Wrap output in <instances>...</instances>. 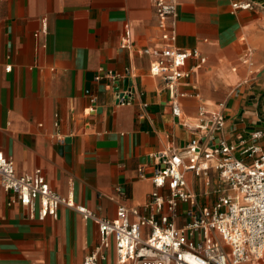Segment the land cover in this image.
Instances as JSON below:
<instances>
[{
    "label": "crops",
    "instance_id": "crops-1",
    "mask_svg": "<svg viewBox=\"0 0 264 264\" xmlns=\"http://www.w3.org/2000/svg\"><path fill=\"white\" fill-rule=\"evenodd\" d=\"M154 1L0 0V151L18 174L40 168L55 192L106 218L119 205L142 207L155 189L168 194L152 183L155 156L171 149L184 156L204 132L196 129L207 122L201 111L223 114L214 140L236 145L235 155L250 144L264 150V0L236 10L234 0H179L175 45L205 57L179 80V116L162 78L149 73L153 56L139 53L162 44ZM123 78L131 79L130 104L116 103ZM208 173L205 184L185 172L195 198L178 202L177 225L219 195L216 172ZM9 195L0 186V264H81L99 245L97 224L72 208L39 219L8 204ZM102 251L99 264H130L117 262L112 241Z\"/></svg>",
    "mask_w": 264,
    "mask_h": 264
},
{
    "label": "built area",
    "instance_id": "built-area-1",
    "mask_svg": "<svg viewBox=\"0 0 264 264\" xmlns=\"http://www.w3.org/2000/svg\"><path fill=\"white\" fill-rule=\"evenodd\" d=\"M179 0H155L154 12L160 29L162 44L144 47L139 53L153 56L149 73L161 77L170 90L169 104L174 116L181 114L180 98L184 96L179 80L187 78L201 68L205 57L197 48L181 49L175 45V23ZM252 6L251 0H234L232 10ZM123 47H129L127 40ZM195 62L188 66V59ZM6 65L5 69L10 70ZM128 72V71H127ZM122 75L112 73L111 79ZM131 92L117 94V104H130ZM93 101V99H91ZM207 122L196 129L204 132L192 137L185 145V155L176 149L156 154V167L151 176L153 185H164L168 194L158 190L140 208L119 205L113 218L96 214L78 204L72 196L61 195L49 185L40 168L30 173L18 174L11 158L0 151V186L10 195L8 204L18 203L29 210V216L43 219L57 216L63 205L79 212L85 219L97 224L100 243L84 256L81 264H99L104 258L103 248L113 242L118 263L130 264H240L264 262V150L250 144L235 155L236 145L223 139L214 140L216 131L225 125L223 114H208ZM205 118V117H204ZM261 136L260 131L252 137ZM210 160L214 164H210ZM216 172L219 194L210 205L188 210L190 219L176 224L178 202L193 203L195 196L188 189L185 172L205 176L210 183L209 170ZM229 191L230 193L226 192ZM136 216L130 220L129 215Z\"/></svg>",
    "mask_w": 264,
    "mask_h": 264
},
{
    "label": "water",
    "instance_id": "water-1",
    "mask_svg": "<svg viewBox=\"0 0 264 264\" xmlns=\"http://www.w3.org/2000/svg\"><path fill=\"white\" fill-rule=\"evenodd\" d=\"M88 80H91L93 78V73H89L87 75ZM122 85H123V90L127 92H133L131 86V79L129 78H123L122 79Z\"/></svg>",
    "mask_w": 264,
    "mask_h": 264
},
{
    "label": "rangeland",
    "instance_id": "rangeland-1",
    "mask_svg": "<svg viewBox=\"0 0 264 264\" xmlns=\"http://www.w3.org/2000/svg\"><path fill=\"white\" fill-rule=\"evenodd\" d=\"M196 183H197V185H200L201 184V180H196ZM201 200H203V199H201ZM205 200H203V202H204ZM263 264H264V262H263Z\"/></svg>",
    "mask_w": 264,
    "mask_h": 264
},
{
    "label": "bare ground",
    "instance_id": "bare-ground-1",
    "mask_svg": "<svg viewBox=\"0 0 264 264\" xmlns=\"http://www.w3.org/2000/svg\"><path fill=\"white\" fill-rule=\"evenodd\" d=\"M245 263L255 264V263H251V262H245Z\"/></svg>",
    "mask_w": 264,
    "mask_h": 264
}]
</instances>
